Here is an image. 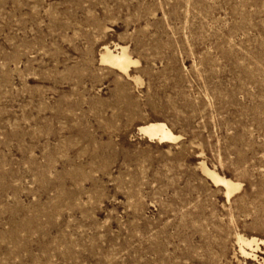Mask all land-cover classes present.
Wrapping results in <instances>:
<instances>
[{"label":"rangeland","instance_id":"374dc122","mask_svg":"<svg viewBox=\"0 0 264 264\" xmlns=\"http://www.w3.org/2000/svg\"><path fill=\"white\" fill-rule=\"evenodd\" d=\"M0 264H264V0H0Z\"/></svg>","mask_w":264,"mask_h":264},{"label":"bare ground","instance_id":"6f19581e","mask_svg":"<svg viewBox=\"0 0 264 264\" xmlns=\"http://www.w3.org/2000/svg\"><path fill=\"white\" fill-rule=\"evenodd\" d=\"M101 62L119 73L130 77L131 67L137 65L139 60L131 57L128 47L116 45L115 48L109 46L103 48ZM140 131L150 140H157L160 143H172L180 138L175 135L164 122L146 123L140 127ZM202 171L206 176L211 178L217 186L223 187L227 200H230L241 188L239 183L211 171L204 163H202ZM238 242L240 253L244 257H254L255 254L253 255V253L259 248L256 239L238 236Z\"/></svg>","mask_w":264,"mask_h":264}]
</instances>
